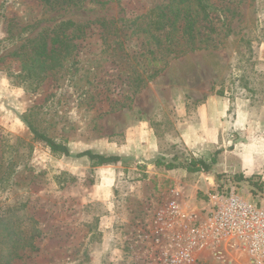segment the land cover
I'll return each instance as SVG.
<instances>
[{
    "label": "rangeland",
    "instance_id": "374dc122",
    "mask_svg": "<svg viewBox=\"0 0 264 264\" xmlns=\"http://www.w3.org/2000/svg\"><path fill=\"white\" fill-rule=\"evenodd\" d=\"M208 1L220 7L199 18L211 38L191 44L172 30L174 42L163 47L175 44L173 52L135 92L133 78L152 71L144 53L159 47L150 23L179 0H0V264H140L139 231L177 191L202 213L210 195L229 189L223 176L233 172L180 166L210 163L223 151L204 160L189 150L178 107L193 115L204 97L222 91L264 123V0ZM68 21L76 25L64 37L82 24L86 38L68 43L59 73L41 84L25 79L13 53ZM138 25L151 32L133 33ZM25 121L65 142L73 156L53 154ZM84 150L124 161L92 168L75 156ZM158 159L179 167L159 168ZM232 190L252 200L247 186ZM31 229L40 232L33 241ZM234 258L209 252L198 264H237Z\"/></svg>",
    "mask_w": 264,
    "mask_h": 264
},
{
    "label": "built area",
    "instance_id": "2783aa9c",
    "mask_svg": "<svg viewBox=\"0 0 264 264\" xmlns=\"http://www.w3.org/2000/svg\"><path fill=\"white\" fill-rule=\"evenodd\" d=\"M264 185V166L257 173ZM202 213L179 191L139 231L140 264H198L206 253H227L237 264H264V197L248 200L239 191L210 195Z\"/></svg>",
    "mask_w": 264,
    "mask_h": 264
},
{
    "label": "trees",
    "instance_id": "16d2710c",
    "mask_svg": "<svg viewBox=\"0 0 264 264\" xmlns=\"http://www.w3.org/2000/svg\"><path fill=\"white\" fill-rule=\"evenodd\" d=\"M49 3V0H45ZM182 6L178 4V7L170 8L168 11L155 16L154 20L150 23L153 29V37L157 39L159 42V47L157 49L151 50L148 48L146 56L145 65L149 68L152 66L151 73L145 69L147 72L146 77H142L141 75H137L136 78H133L132 84L135 86V92L138 91L142 82L145 79L149 80L158 72L161 71L162 67L165 65V57L167 56V52H173L174 45L169 49L164 46V43L170 39V42L173 41V36L170 35L172 30H176L181 32V36L185 38L187 43L191 41V44L195 43H203L206 40H209L211 37L208 35L206 37V33H202V28L205 29L206 26L200 23V19L205 20L208 15L213 11H217L220 7H214L213 4L208 0H179ZM169 8V5H168ZM76 23L73 21L61 22L53 27L52 30L44 29L40 32L35 38L32 39L31 44L20 46L13 55L21 57L18 58L20 61L24 63V69L27 70L25 79H32L35 84H41L44 82L50 75H54L55 73H59L60 69L63 65V61L68 58L70 52H68L69 47L68 43L76 40V39H85V35L83 32V28L85 27L82 24L77 25V35L64 37V32L66 31V27L75 26ZM170 29V31H168ZM148 32L147 29H143L138 25L133 30L135 31ZM149 31L148 33H150ZM157 32H160L159 35H156ZM163 34L165 39H161V33ZM53 33V37L51 34ZM84 35V36H83ZM104 38L103 35L100 39ZM50 39V40H49ZM179 39L175 40L176 42ZM122 47V43L118 44ZM194 46V45H192ZM29 47V52L25 51L26 48ZM193 49H199L201 46L191 47ZM217 94L222 95L223 92L220 91ZM30 131L34 135V137L38 140L43 141L50 149V151L57 156H73V153L69 146L63 141H57L56 139L46 135L41 130H39L31 121H25ZM76 157H86L88 159L89 165L92 168L101 167L105 165H112L119 162H123L124 159L119 155H106L101 153H96L92 150H84L75 155ZM217 162L215 156L212 157L210 163H206L205 161H198L192 159L189 163L184 165H180L184 169H186L190 173H196L199 171H204L208 174L213 175V166ZM156 166L159 168H164L167 170H172L174 168L179 167L176 163L167 162L164 159H158L154 162ZM144 168V167H141ZM226 177V181L230 184L227 192L232 190V186L240 187L247 186L248 192L250 196L254 199L258 196L264 197V185L260 180L258 175L246 176L244 173H235L230 175H224ZM6 231L8 227H5ZM40 232L38 230L29 231L27 234L28 240H34ZM10 231L7 232L6 236L9 237ZM31 242V241H30ZM11 255V253H10Z\"/></svg>",
    "mask_w": 264,
    "mask_h": 264
},
{
    "label": "crops",
    "instance_id": "0c3cea01",
    "mask_svg": "<svg viewBox=\"0 0 264 264\" xmlns=\"http://www.w3.org/2000/svg\"><path fill=\"white\" fill-rule=\"evenodd\" d=\"M186 109L178 107L186 118L179 121L177 129L189 150L196 155L201 153L199 157L206 160L212 152L222 149L213 172L257 175L264 166V123L252 116L246 103H238L226 94H209L193 115ZM240 148L242 154L239 157L232 155Z\"/></svg>",
    "mask_w": 264,
    "mask_h": 264
}]
</instances>
